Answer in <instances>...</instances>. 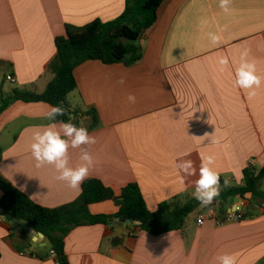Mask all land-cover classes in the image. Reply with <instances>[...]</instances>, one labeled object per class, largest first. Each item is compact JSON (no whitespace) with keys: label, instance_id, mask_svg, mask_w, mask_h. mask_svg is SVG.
<instances>
[{"label":"crops","instance_id":"0c3cea01","mask_svg":"<svg viewBox=\"0 0 264 264\" xmlns=\"http://www.w3.org/2000/svg\"><path fill=\"white\" fill-rule=\"evenodd\" d=\"M125 1L0 0V88L3 82L43 92L52 78L47 68L55 57L54 40L65 26L112 21ZM209 33L219 41L212 43ZM138 45L142 59L134 66L87 61L74 70L77 90L70 94L73 103L68 101L72 109H94L97 116L88 131L96 143L82 146L94 159L88 179L115 195L136 184L148 210L155 211L176 197H194L193 181L208 156L214 157L210 167L220 185H240L250 165L256 172L264 168V0H231L227 13L219 0H163ZM244 61L255 64L260 87L235 85ZM8 75L13 83L6 82ZM49 107L16 102L0 115V175L35 205L54 209L74 202L81 186L57 180L54 165L36 166L33 134L60 127L45 119ZM90 123V117L79 120L86 129ZM185 153L197 166V176L187 179L175 167ZM81 155V149L69 148L68 166L84 163ZM236 199L225 203V212L241 201L249 205L251 196ZM116 211L111 201L90 206L93 215ZM251 212V218L220 226L213 219L198 226L197 213L183 233L158 236L117 221L78 227L66 236L64 251L68 264H219L221 255H230L234 264H262L264 215L255 206ZM113 238H122L121 244L112 246ZM51 251L44 237L16 226L0 208V264H57Z\"/></svg>","mask_w":264,"mask_h":264},{"label":"trees","instance_id":"16d2710c","mask_svg":"<svg viewBox=\"0 0 264 264\" xmlns=\"http://www.w3.org/2000/svg\"><path fill=\"white\" fill-rule=\"evenodd\" d=\"M162 2L163 0H126L123 12L112 21L102 22L97 19L82 27L66 25L64 35L54 40L56 53L47 68L52 78L43 92L37 93L29 88H14L4 92L0 88V115L16 102L43 103L65 109V115L52 122L71 121L80 127L79 120L90 117L91 123L87 130L93 129L97 124L95 110L81 112L72 109L68 101V96L77 90L74 70L87 61H99L104 65L123 64L125 67L140 62L142 51L138 41L156 22L157 10ZM1 155L0 146V160ZM262 180L264 168L256 172L250 165L243 171L240 185L227 186L221 181L219 196L208 207H201L194 197L179 196L159 204L155 211H150L136 184L125 186L119 195H115L101 181L87 179L81 185L80 195L74 202L46 209L32 203L0 175V208L5 215L25 223L35 233L42 234L55 253L57 264H68L64 240L78 227L106 226L118 220L121 225H125L127 221L139 222V230L153 236L174 231L183 233L186 219L193 213L214 207H218L220 213H225L224 205L228 199H244L247 195L251 199L242 220L251 218L252 206H264V191L260 189ZM106 201L114 204L116 213L91 214V205ZM121 242L122 238L111 240L112 246Z\"/></svg>","mask_w":264,"mask_h":264},{"label":"clouds","instance_id":"9594fccd","mask_svg":"<svg viewBox=\"0 0 264 264\" xmlns=\"http://www.w3.org/2000/svg\"><path fill=\"white\" fill-rule=\"evenodd\" d=\"M231 0H219V7L225 12L230 11ZM202 23H204L202 21ZM212 43L219 41V36L209 33ZM220 63L226 64L227 60H221ZM235 85L242 89H254L261 85V78L256 75V66L254 63L242 62L236 71ZM121 85L125 80L121 78L118 81ZM254 95V92L250 93ZM127 100L130 104L136 103V96L129 94ZM65 115V109L60 106H50L49 111L45 113V119L56 121L57 117ZM59 130H54L52 126L47 127L44 131H36L33 134V143L31 144V152L36 161V166L41 167L45 164L54 165L59 175L56 179L67 182L68 186L76 189L89 178L90 170L94 167V159L88 148L82 146H90L96 143L94 136L89 135L88 130L84 127H77L71 121H59ZM64 137L71 138L70 142ZM69 148L81 149L80 159L84 163L76 167L68 166ZM189 153H185L179 160L175 162L183 179L197 176V166L195 161L186 158ZM214 163V157L208 156L201 159L198 170V178L193 181L195 191L194 198L200 203L201 207H208L213 200L219 196L220 177L219 174L210 167ZM219 264H234L230 255H221L217 257Z\"/></svg>","mask_w":264,"mask_h":264},{"label":"built area","instance_id":"2783aa9c","mask_svg":"<svg viewBox=\"0 0 264 264\" xmlns=\"http://www.w3.org/2000/svg\"><path fill=\"white\" fill-rule=\"evenodd\" d=\"M5 80L9 83L14 82V78H12L10 75L6 76ZM247 205V202L241 201L238 205H235L233 209H230L228 212H225L223 214L216 213L215 211L209 209L204 214L202 212L197 215L196 223L198 226H201L206 220L210 219H213L218 226L226 223L239 222L242 220V216L247 209ZM259 213L261 215H264V206L259 208ZM50 253L51 255L55 256V253L53 251H51Z\"/></svg>","mask_w":264,"mask_h":264},{"label":"rangeland","instance_id":"374dc122","mask_svg":"<svg viewBox=\"0 0 264 264\" xmlns=\"http://www.w3.org/2000/svg\"><path fill=\"white\" fill-rule=\"evenodd\" d=\"M0 84H1V81H0ZM14 88H17V89H21L20 87H18V86H15V85H12V84H7V83H3L2 82V90L3 91H10L11 89H14ZM68 100L69 101H72V103H73V98H72V96L70 95L69 97H68ZM260 189H262V190H264V180H262L261 182H260ZM237 203V199L236 198H230V199H228L227 201H226V204L227 205H233V204H236ZM214 210H215V212L217 211V207H214L213 208ZM213 209H211V210H213ZM205 211H199V212H195V214H192V215H190L187 219H186V222L187 223H192L193 222V220L195 219V216H196V214L197 213H202L203 212V214L207 211V210H209L208 208H206V209H204ZM213 210V211H214Z\"/></svg>","mask_w":264,"mask_h":264},{"label":"water","instance_id":"95a60500","mask_svg":"<svg viewBox=\"0 0 264 264\" xmlns=\"http://www.w3.org/2000/svg\"><path fill=\"white\" fill-rule=\"evenodd\" d=\"M118 222V220H116ZM15 225L18 226L20 225L21 227H24L25 223L23 222H20V221H15ZM125 225L127 227H131V226H140V223L139 222H135V221H127L125 223ZM39 237L43 238V235L42 234H37Z\"/></svg>","mask_w":264,"mask_h":264}]
</instances>
